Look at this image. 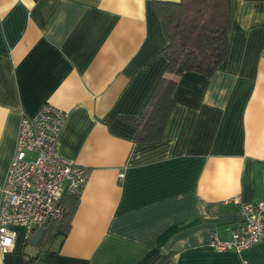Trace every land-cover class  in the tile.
Listing matches in <instances>:
<instances>
[{
	"label": "crops",
	"instance_id": "1",
	"mask_svg": "<svg viewBox=\"0 0 264 264\" xmlns=\"http://www.w3.org/2000/svg\"><path fill=\"white\" fill-rule=\"evenodd\" d=\"M154 1L0 0V189L22 115L46 103L67 112L58 152L89 172L66 237L33 246L19 227L0 264H264V241L211 246L234 197H264V1L231 0L223 62L180 74L162 138L140 143L126 118L167 65Z\"/></svg>",
	"mask_w": 264,
	"mask_h": 264
},
{
	"label": "built area",
	"instance_id": "2",
	"mask_svg": "<svg viewBox=\"0 0 264 264\" xmlns=\"http://www.w3.org/2000/svg\"><path fill=\"white\" fill-rule=\"evenodd\" d=\"M66 117L67 112L46 103L19 121L15 151L0 189L1 252L14 247L17 228H23L28 241L50 218L67 213L65 197L80 194L87 181L88 168L58 152ZM233 201L239 204L238 224L227 239L212 233L216 251L240 252L264 241V197L249 203L239 197Z\"/></svg>",
	"mask_w": 264,
	"mask_h": 264
},
{
	"label": "trees",
	"instance_id": "3",
	"mask_svg": "<svg viewBox=\"0 0 264 264\" xmlns=\"http://www.w3.org/2000/svg\"><path fill=\"white\" fill-rule=\"evenodd\" d=\"M153 7L167 41L161 50L167 65L140 115L126 118L137 128L136 141L140 143L157 142L162 138L175 106L173 91L180 74L193 71L209 77L218 69L226 56L232 27L231 0H155ZM64 200L69 211L45 223L40 245L62 240L69 232L79 194L67 195ZM32 261V257L26 256L24 264ZM171 261L169 254L152 264H170Z\"/></svg>",
	"mask_w": 264,
	"mask_h": 264
},
{
	"label": "water",
	"instance_id": "4",
	"mask_svg": "<svg viewBox=\"0 0 264 264\" xmlns=\"http://www.w3.org/2000/svg\"><path fill=\"white\" fill-rule=\"evenodd\" d=\"M44 234V228H39L30 238V244L33 246H37L38 243L41 241Z\"/></svg>",
	"mask_w": 264,
	"mask_h": 264
}]
</instances>
